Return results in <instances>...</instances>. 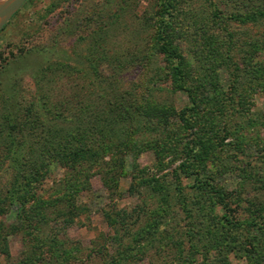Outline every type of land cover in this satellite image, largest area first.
<instances>
[{
  "label": "rangeland",
  "instance_id": "374dc122",
  "mask_svg": "<svg viewBox=\"0 0 264 264\" xmlns=\"http://www.w3.org/2000/svg\"><path fill=\"white\" fill-rule=\"evenodd\" d=\"M258 8L264 0H26L0 31V223L11 227L0 264H264V19L246 18ZM160 13L186 59L184 87L202 98L195 114L156 53ZM156 106L177 116L160 119ZM100 141L113 143L96 162L62 156ZM17 179L34 234L7 198Z\"/></svg>",
  "mask_w": 264,
  "mask_h": 264
},
{
  "label": "trees",
  "instance_id": "16d2710c",
  "mask_svg": "<svg viewBox=\"0 0 264 264\" xmlns=\"http://www.w3.org/2000/svg\"><path fill=\"white\" fill-rule=\"evenodd\" d=\"M170 1V2H169ZM175 0H168V6L172 7L173 2ZM165 12H167V10H165ZM158 16L161 19H156V22L154 24V30H153V36H152V40L155 42V50L157 54L163 55L164 58L169 61L172 65V78H173V82L175 84V87H177V90L185 92L187 94L188 100L191 103V107L185 109V111H193V113L195 114L196 111H198V109H200L201 104H202V98H199L198 93H196L195 91H192L191 89H186L184 87V82L186 81L185 79V61L186 59L179 53L178 48L176 47V45H174V38H173V34L170 33L171 31V20L170 19H164V15L163 13L158 14ZM157 16V17H158ZM247 20L251 21V22H256L259 19H264V9L262 8H258L255 9L254 12L252 13H248L246 15ZM246 21V20H245ZM155 115H159L160 119H166L168 118V116H177V114L175 113V111L173 109H169V107L166 106H156L154 109H152ZM160 113H164L162 116L160 115ZM166 114V115H165ZM184 114H186V112H183L180 116L181 119L186 121V119L184 118ZM102 121L97 122V127H101V125L103 123H101ZM101 130L98 132L100 133L102 136V139H105L108 137V135H110V131L112 130L109 127H101ZM111 129V130H110ZM107 143V144H106ZM113 141H100V149H95L94 146H80L78 147L79 149H70L69 151H66L63 154V147L62 146H56L54 147L52 145L51 150L49 151V156H51V158H58V156H60V154H63L62 156H66V155H73V156H77L79 158L82 157H88V160H93V162H96V160H98V154L99 152H101L100 150H107L108 148H110L109 146H111L110 144H112ZM10 154H11V158L13 161L18 162L19 159V155L17 153V148H16V143L14 141H11V145H10ZM103 148V149H102ZM97 158V159H96ZM111 180V179H110ZM111 182V181H110ZM108 182L107 180L104 181L105 186H107L109 189L113 188V185ZM16 183H18L16 186L13 187L12 191L9 192V195H7V198L10 202V204H17L19 207V214H18V220H19V224L20 228L23 226L22 224L26 223L27 224V234H34L36 232L37 229V225L36 223H34L32 220H29V217L26 218H22L21 217V213L25 210L24 209V205L22 203H18V198H19V193L21 192L20 189H18V187L20 188L21 183L18 181V179L16 180ZM15 188V189H14ZM30 190H26L25 193L23 195L26 196V194H28ZM213 194L215 195L217 201L222 205V210L227 212L224 214V218L227 219V221L231 224H238L237 222H233L231 221L229 216V212L231 211V209L229 208V195L223 191L220 190H213ZM5 198V199H7ZM41 205L45 206V207H56L57 204L55 203H50L48 204L47 202H42ZM71 209H76V207L74 205L71 206ZM5 208L3 206H0V215L3 214L5 212ZM228 214V215H227ZM70 216V215H69ZM107 218V221L110 225L115 224V222H117V220L115 221V218H113L110 215H105ZM22 218V219H21ZM17 220V221H18ZM69 221H71V219H69V217H67L66 219H64V222L67 224H69ZM34 225V226H33ZM59 231H61L59 229ZM57 231V232H59ZM11 232V227H4L2 223H0V253L2 255H4L6 258H10V251H9V244L7 241V236L8 234ZM54 233V237L52 239L53 244L57 243V240L55 239L57 233ZM36 245V242H34V244H32V246L34 247ZM50 249H48V251H50ZM42 253H44V251H42ZM41 253V254H42ZM33 255V254H32ZM43 261V257L42 255L36 257H30L29 260H26L24 262V264H40V262Z\"/></svg>",
  "mask_w": 264,
  "mask_h": 264
},
{
  "label": "water",
  "instance_id": "95a60500",
  "mask_svg": "<svg viewBox=\"0 0 264 264\" xmlns=\"http://www.w3.org/2000/svg\"><path fill=\"white\" fill-rule=\"evenodd\" d=\"M26 0H6L0 4V31Z\"/></svg>",
  "mask_w": 264,
  "mask_h": 264
},
{
  "label": "bare ground",
  "instance_id": "6f19581e",
  "mask_svg": "<svg viewBox=\"0 0 264 264\" xmlns=\"http://www.w3.org/2000/svg\"><path fill=\"white\" fill-rule=\"evenodd\" d=\"M4 0H0V4L3 3Z\"/></svg>",
  "mask_w": 264,
  "mask_h": 264
}]
</instances>
